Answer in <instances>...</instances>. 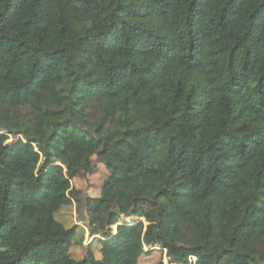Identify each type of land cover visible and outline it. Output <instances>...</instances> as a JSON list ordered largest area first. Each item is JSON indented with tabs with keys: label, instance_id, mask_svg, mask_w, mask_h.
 Wrapping results in <instances>:
<instances>
[{
	"label": "trees",
	"instance_id": "trees-1",
	"mask_svg": "<svg viewBox=\"0 0 264 264\" xmlns=\"http://www.w3.org/2000/svg\"><path fill=\"white\" fill-rule=\"evenodd\" d=\"M95 145L120 164L88 211L101 257L76 259L55 213ZM155 246L264 264V0H0V264Z\"/></svg>",
	"mask_w": 264,
	"mask_h": 264
},
{
	"label": "rangeland",
	"instance_id": "rangeland-1",
	"mask_svg": "<svg viewBox=\"0 0 264 264\" xmlns=\"http://www.w3.org/2000/svg\"><path fill=\"white\" fill-rule=\"evenodd\" d=\"M79 118L82 123H85L87 114L81 113ZM91 161L93 164L91 173L71 179L72 187L78 189V200L74 199L70 205L61 207L55 213L56 220L62 223L64 227H75L76 229L75 239L71 243L64 244L65 249L76 259L85 256L87 247L92 248L97 258L101 257L99 238H95V235L92 236L87 228L88 211L93 207L94 200L100 196L105 180L120 164L115 157L103 154L99 145L92 148ZM110 203L112 207H116L115 198H111ZM134 220L136 219L132 217L123 218V221L127 223ZM113 230H115L114 226ZM152 248H145L147 252L139 257L138 264H152L159 260L167 263L168 258L165 252L158 246Z\"/></svg>",
	"mask_w": 264,
	"mask_h": 264
}]
</instances>
